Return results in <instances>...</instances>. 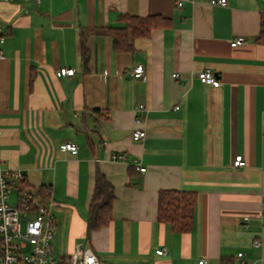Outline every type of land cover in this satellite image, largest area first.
Wrapping results in <instances>:
<instances>
[{
	"label": "crops",
	"instance_id": "1",
	"mask_svg": "<svg viewBox=\"0 0 264 264\" xmlns=\"http://www.w3.org/2000/svg\"><path fill=\"white\" fill-rule=\"evenodd\" d=\"M210 1H0V171L51 189L57 259L81 244L106 264H235L238 252L264 264V0ZM127 17L155 25L116 50L109 30ZM204 69L217 87L199 81ZM97 171L115 197L108 223L87 233ZM161 190L195 193L189 232L157 219Z\"/></svg>",
	"mask_w": 264,
	"mask_h": 264
},
{
	"label": "built area",
	"instance_id": "2",
	"mask_svg": "<svg viewBox=\"0 0 264 264\" xmlns=\"http://www.w3.org/2000/svg\"><path fill=\"white\" fill-rule=\"evenodd\" d=\"M12 1V0H0ZM38 2L39 0H34ZM211 5H226V0H211ZM180 5V3L178 4ZM243 37H237L230 42L236 46L244 43ZM3 37L0 35V44ZM4 54L0 48V61ZM73 68L61 67L58 75L72 76ZM144 68L141 64H136L131 76L142 78ZM173 76H176L174 74ZM197 78L201 83L211 84L217 87L220 82L216 75L209 69L201 70L197 73ZM135 111L142 115L145 112L143 105L135 107ZM139 124L140 116L136 117ZM146 132L144 129H134L131 133L133 140H141ZM62 147L71 154L77 153V144L73 141H66ZM112 159L123 160L124 154H113ZM235 167H242L245 161L242 155H236L233 160ZM143 172L145 168L140 167ZM24 175L18 170L0 171V264H106L100 260L94 251L87 245H76L69 257L62 261L54 256L53 238L55 233V220L51 210V189L48 186L39 189L20 188L19 184L24 181ZM16 190V201L10 203L12 191ZM247 217L243 219L245 225ZM258 239L253 240L254 246H260ZM156 255H166L168 251L165 247L157 249ZM244 253L236 254L235 264H247L244 260ZM197 264H208L206 259L198 260Z\"/></svg>",
	"mask_w": 264,
	"mask_h": 264
},
{
	"label": "trees",
	"instance_id": "3",
	"mask_svg": "<svg viewBox=\"0 0 264 264\" xmlns=\"http://www.w3.org/2000/svg\"><path fill=\"white\" fill-rule=\"evenodd\" d=\"M124 28L109 30L114 49L126 50L130 48L129 37L144 36L155 25L151 17H127ZM264 27V26H263ZM259 40L264 41L262 29ZM86 53L84 52V55ZM21 188H28L25 181L19 184ZM115 194L112 185L104 174L97 171L94 188L88 208L87 233L108 223L111 218V206ZM196 195L191 191L161 190L158 194L157 219L167 224L175 232H189L192 228ZM232 264V263H224Z\"/></svg>",
	"mask_w": 264,
	"mask_h": 264
},
{
	"label": "rangeland",
	"instance_id": "4",
	"mask_svg": "<svg viewBox=\"0 0 264 264\" xmlns=\"http://www.w3.org/2000/svg\"><path fill=\"white\" fill-rule=\"evenodd\" d=\"M15 201H16V195L12 194L11 197H10V202L11 203H15Z\"/></svg>",
	"mask_w": 264,
	"mask_h": 264
}]
</instances>
